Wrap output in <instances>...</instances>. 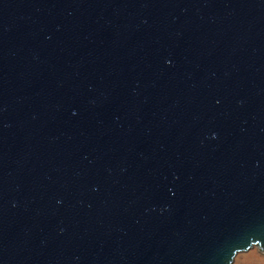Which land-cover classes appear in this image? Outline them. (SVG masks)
Segmentation results:
<instances>
[{"label":"water","instance_id":"obj_1","mask_svg":"<svg viewBox=\"0 0 264 264\" xmlns=\"http://www.w3.org/2000/svg\"><path fill=\"white\" fill-rule=\"evenodd\" d=\"M264 254V0H0V264Z\"/></svg>","mask_w":264,"mask_h":264},{"label":"rangeland","instance_id":"obj_2","mask_svg":"<svg viewBox=\"0 0 264 264\" xmlns=\"http://www.w3.org/2000/svg\"><path fill=\"white\" fill-rule=\"evenodd\" d=\"M232 264H264V254L253 247L235 255Z\"/></svg>","mask_w":264,"mask_h":264}]
</instances>
